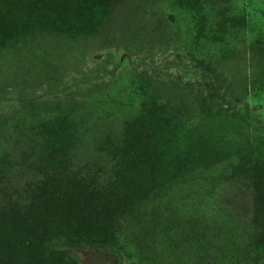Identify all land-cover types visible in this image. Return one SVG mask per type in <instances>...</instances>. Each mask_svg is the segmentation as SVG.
Here are the masks:
<instances>
[{
    "label": "rangeland",
    "instance_id": "obj_1",
    "mask_svg": "<svg viewBox=\"0 0 264 264\" xmlns=\"http://www.w3.org/2000/svg\"><path fill=\"white\" fill-rule=\"evenodd\" d=\"M244 4V37L200 40L172 0H0V198L34 184L28 221L51 220L25 249L0 212V261L264 264V8L252 43ZM77 120L69 162L108 215L91 240L48 207Z\"/></svg>",
    "mask_w": 264,
    "mask_h": 264
},
{
    "label": "trees",
    "instance_id": "obj_2",
    "mask_svg": "<svg viewBox=\"0 0 264 264\" xmlns=\"http://www.w3.org/2000/svg\"><path fill=\"white\" fill-rule=\"evenodd\" d=\"M172 2L179 12L181 11L187 15L188 19L192 22L195 37H198L200 40H214L219 37L225 40L229 38L238 40L240 36L244 37L246 27L245 0H172ZM257 8H264V0H247L249 39L252 43L254 35L253 24ZM254 55L255 50L251 45L250 57L252 61ZM214 77L219 79L220 75L214 74ZM71 124L69 129L72 126L74 128L63 132L64 136L61 144V148H66L70 151L67 156L68 163L60 162L59 169V172L63 173L60 178L63 184L60 188L64 189L65 192L60 194L59 198L53 199L48 207L57 214L58 220L55 223V229H59V232H67L74 237H86L91 240L94 237H100L101 229H106L105 224L108 218L106 213L107 209L99 199V195L89 191L87 182L90 179L84 178L83 175H75V172L72 170L74 165L72 161H69L73 159L75 150L81 143V139L77 136V133L79 131V125L82 123H79V120H77L71 122ZM49 129L51 131H48L49 134L47 137H51L52 135V129ZM78 140L80 143H77ZM64 152L61 153L62 157L64 156ZM28 155L30 154L28 153ZM105 173V170H103L100 176L98 178L96 177L97 186L101 187L102 176ZM6 174L7 176L12 174V170H7ZM87 174L85 173V175ZM33 186L34 184H26L22 187L21 194L25 192L26 194L21 201H4L8 197L7 193L0 198V212H3L2 221H10L13 227L16 224L21 227V231L25 230L26 240L23 243V248L25 249H28V229L38 230V234L41 232L40 229H51V220L47 216L50 211H45L42 215L40 213H34L31 220L28 221L31 213H28V208L26 209L28 201L25 197H28L30 188H33ZM56 194L52 192L49 196L37 197L41 204L35 202L34 209H31V211L38 207L41 211L45 210L48 205L45 203V200L52 198ZM24 202H27L26 205H22ZM103 209H105L106 215H104ZM60 258L62 260L57 264H73L71 261L65 260L66 256L63 254L60 255ZM0 264L22 263L5 260L0 261ZM33 264L42 263L35 262Z\"/></svg>",
    "mask_w": 264,
    "mask_h": 264
}]
</instances>
